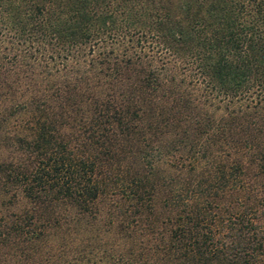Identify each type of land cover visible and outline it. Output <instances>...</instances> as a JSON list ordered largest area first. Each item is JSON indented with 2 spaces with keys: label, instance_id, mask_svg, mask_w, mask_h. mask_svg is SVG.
<instances>
[{
  "label": "trees",
  "instance_id": "1",
  "mask_svg": "<svg viewBox=\"0 0 264 264\" xmlns=\"http://www.w3.org/2000/svg\"><path fill=\"white\" fill-rule=\"evenodd\" d=\"M0 264H264V0H0Z\"/></svg>",
  "mask_w": 264,
  "mask_h": 264
}]
</instances>
